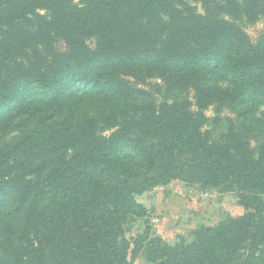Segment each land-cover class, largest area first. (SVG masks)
<instances>
[{
  "label": "trees",
  "instance_id": "trees-1",
  "mask_svg": "<svg viewBox=\"0 0 264 264\" xmlns=\"http://www.w3.org/2000/svg\"><path fill=\"white\" fill-rule=\"evenodd\" d=\"M262 19L264 0H0V264H264ZM175 180L246 212L128 237L137 196Z\"/></svg>",
  "mask_w": 264,
  "mask_h": 264
},
{
  "label": "rangeland",
  "instance_id": "rangeland-1",
  "mask_svg": "<svg viewBox=\"0 0 264 264\" xmlns=\"http://www.w3.org/2000/svg\"><path fill=\"white\" fill-rule=\"evenodd\" d=\"M80 3V0H73ZM264 31V19L247 27L249 35L255 39ZM207 115L213 117L215 111L210 108ZM10 135L0 134V146L11 139ZM147 210L146 217L136 218L127 233L128 237L137 235L147 225L152 233L168 243L180 242L182 238L190 241V233L199 226H214L228 217H238L246 212L238 194L202 191L195 183L175 180L166 187H158L137 196ZM130 264H153L143 251Z\"/></svg>",
  "mask_w": 264,
  "mask_h": 264
}]
</instances>
